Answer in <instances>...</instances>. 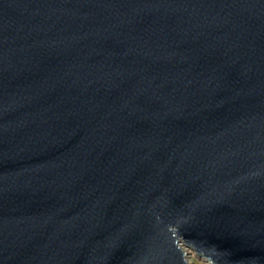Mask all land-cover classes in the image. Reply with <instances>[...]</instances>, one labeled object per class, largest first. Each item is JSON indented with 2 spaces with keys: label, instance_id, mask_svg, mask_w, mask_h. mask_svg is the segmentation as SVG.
I'll return each instance as SVG.
<instances>
[{
  "label": "water",
  "instance_id": "water-1",
  "mask_svg": "<svg viewBox=\"0 0 264 264\" xmlns=\"http://www.w3.org/2000/svg\"><path fill=\"white\" fill-rule=\"evenodd\" d=\"M264 264V0H0V264Z\"/></svg>",
  "mask_w": 264,
  "mask_h": 264
},
{
  "label": "rangeland",
  "instance_id": "rangeland-1",
  "mask_svg": "<svg viewBox=\"0 0 264 264\" xmlns=\"http://www.w3.org/2000/svg\"><path fill=\"white\" fill-rule=\"evenodd\" d=\"M186 256L190 264H214L212 261L208 260L207 258L198 255V253L190 247H186Z\"/></svg>",
  "mask_w": 264,
  "mask_h": 264
},
{
  "label": "bare ground",
  "instance_id": "bare-ground-1",
  "mask_svg": "<svg viewBox=\"0 0 264 264\" xmlns=\"http://www.w3.org/2000/svg\"><path fill=\"white\" fill-rule=\"evenodd\" d=\"M185 248V247H184Z\"/></svg>",
  "mask_w": 264,
  "mask_h": 264
}]
</instances>
